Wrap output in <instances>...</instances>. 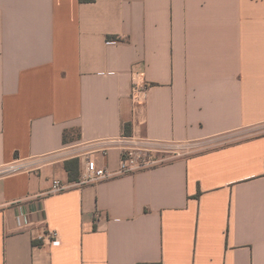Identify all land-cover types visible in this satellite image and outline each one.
I'll list each match as a JSON object with an SVG mask.
<instances>
[{
  "label": "crops",
  "instance_id": "crops-1",
  "mask_svg": "<svg viewBox=\"0 0 264 264\" xmlns=\"http://www.w3.org/2000/svg\"><path fill=\"white\" fill-rule=\"evenodd\" d=\"M133 137L194 150L79 186ZM38 156L0 180V264H264V0H0V165Z\"/></svg>",
  "mask_w": 264,
  "mask_h": 264
},
{
  "label": "built area",
  "instance_id": "built-area-1",
  "mask_svg": "<svg viewBox=\"0 0 264 264\" xmlns=\"http://www.w3.org/2000/svg\"><path fill=\"white\" fill-rule=\"evenodd\" d=\"M131 74V98L135 108H138L146 104L151 85L136 67L133 68ZM127 140V143L120 140H109L94 145L92 150L99 152L103 157H107L109 150L113 146L123 143L119 167L116 171H112L107 166H99L96 161L87 160L81 174L79 186L108 180L116 176L136 174L154 168L164 162V160L188 156L194 150V146L189 144H175L135 137ZM79 152V150L75 151L74 154L81 156ZM159 156H163L161 160ZM53 160V156H38L2 164L0 165V180L15 174L38 172ZM66 190H68V187L59 180L52 181V193H61ZM45 237L52 245L61 244L60 233L56 230H49Z\"/></svg>",
  "mask_w": 264,
  "mask_h": 264
},
{
  "label": "trees",
  "instance_id": "trees-1",
  "mask_svg": "<svg viewBox=\"0 0 264 264\" xmlns=\"http://www.w3.org/2000/svg\"><path fill=\"white\" fill-rule=\"evenodd\" d=\"M71 161H77L78 162L79 160L76 158V159H73ZM67 166H68V169L70 170V172H72L70 163ZM141 264H161V263H141Z\"/></svg>",
  "mask_w": 264,
  "mask_h": 264
}]
</instances>
